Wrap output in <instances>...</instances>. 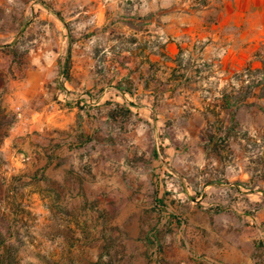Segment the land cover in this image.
Instances as JSON below:
<instances>
[{
    "label": "rangeland",
    "instance_id": "374dc122",
    "mask_svg": "<svg viewBox=\"0 0 264 264\" xmlns=\"http://www.w3.org/2000/svg\"><path fill=\"white\" fill-rule=\"evenodd\" d=\"M0 264H264V0H0Z\"/></svg>",
    "mask_w": 264,
    "mask_h": 264
},
{
    "label": "crops",
    "instance_id": "0c3cea01",
    "mask_svg": "<svg viewBox=\"0 0 264 264\" xmlns=\"http://www.w3.org/2000/svg\"><path fill=\"white\" fill-rule=\"evenodd\" d=\"M170 47H173V43L170 42ZM27 118H25V122H18L13 130H18L20 127H26L27 126Z\"/></svg>",
    "mask_w": 264,
    "mask_h": 264
},
{
    "label": "built area",
    "instance_id": "2783aa9c",
    "mask_svg": "<svg viewBox=\"0 0 264 264\" xmlns=\"http://www.w3.org/2000/svg\"><path fill=\"white\" fill-rule=\"evenodd\" d=\"M17 119L18 122H25V117L21 113L17 114Z\"/></svg>",
    "mask_w": 264,
    "mask_h": 264
}]
</instances>
